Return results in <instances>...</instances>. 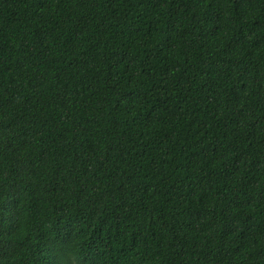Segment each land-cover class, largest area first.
Here are the masks:
<instances>
[{
	"label": "trees",
	"instance_id": "16d2710c",
	"mask_svg": "<svg viewBox=\"0 0 264 264\" xmlns=\"http://www.w3.org/2000/svg\"><path fill=\"white\" fill-rule=\"evenodd\" d=\"M0 264H264V0H0Z\"/></svg>",
	"mask_w": 264,
	"mask_h": 264
}]
</instances>
